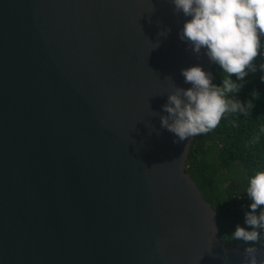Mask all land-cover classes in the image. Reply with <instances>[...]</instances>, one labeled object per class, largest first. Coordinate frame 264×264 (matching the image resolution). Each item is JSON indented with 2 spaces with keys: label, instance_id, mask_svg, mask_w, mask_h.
Wrapping results in <instances>:
<instances>
[{
  "label": "water",
  "instance_id": "obj_1",
  "mask_svg": "<svg viewBox=\"0 0 264 264\" xmlns=\"http://www.w3.org/2000/svg\"><path fill=\"white\" fill-rule=\"evenodd\" d=\"M185 19L171 0H0V264H242L187 170L196 137L161 127L181 69L217 67Z\"/></svg>",
  "mask_w": 264,
  "mask_h": 264
},
{
  "label": "clouds",
  "instance_id": "obj_2",
  "mask_svg": "<svg viewBox=\"0 0 264 264\" xmlns=\"http://www.w3.org/2000/svg\"><path fill=\"white\" fill-rule=\"evenodd\" d=\"M171 3L175 13L190 17L179 29L180 40L197 56L206 55L225 74L222 85L217 86L212 82V74L199 64L181 69L185 83L192 86L187 89L175 86L163 105L167 115L161 116V127L174 133L177 142H181L212 132L225 114H247L254 107L251 100L245 104L229 94L241 90L248 73L257 71L256 58L264 56V0H171ZM166 32H171V28L167 27ZM259 70L264 72V63ZM246 192L252 202L245 224L251 230L238 224L232 239L249 245L244 248L242 264H264V259L257 256L264 247V170H256L249 177Z\"/></svg>",
  "mask_w": 264,
  "mask_h": 264
},
{
  "label": "trees",
  "instance_id": "obj_3",
  "mask_svg": "<svg viewBox=\"0 0 264 264\" xmlns=\"http://www.w3.org/2000/svg\"><path fill=\"white\" fill-rule=\"evenodd\" d=\"M264 56L255 60L256 72H249L244 86L234 98L254 107L247 114H225L215 130L196 136L189 155L187 170L198 182L216 210H219L218 226L221 239L233 247H247L244 241L232 239L236 226L245 227L246 212L250 211L251 200L246 192L249 177L256 170H264V72L259 65ZM223 70L217 65L213 83L221 86ZM235 81L237 78L232 76ZM239 82V81H238ZM264 240V232H262Z\"/></svg>",
  "mask_w": 264,
  "mask_h": 264
}]
</instances>
